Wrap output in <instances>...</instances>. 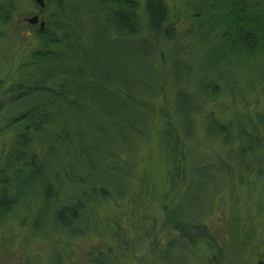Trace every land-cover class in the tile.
Segmentation results:
<instances>
[{"label":"trees","instance_id":"16d2710c","mask_svg":"<svg viewBox=\"0 0 264 264\" xmlns=\"http://www.w3.org/2000/svg\"><path fill=\"white\" fill-rule=\"evenodd\" d=\"M30 1V8L21 12L19 0H0V69L19 39L14 20L23 16L25 22L38 9L46 22L41 30L26 21L35 44L18 64L15 81L0 76V137L13 132L0 168V228L22 215L37 237L47 238L50 231L82 237L97 232L101 202L131 195L129 206L107 228L113 244L93 245L84 264H124L129 252L139 248L141 231L153 244H162L149 258L156 264H178L190 258L189 250L199 240L215 241L209 225L194 220L200 213L197 194L186 204V193L174 204L164 202L158 216L149 206L147 189L134 195L121 186L130 175L117 159L136 139L151 137L153 118L159 115L171 167L168 182L172 191L179 189L185 176L181 132L191 139L203 104L223 93L236 95L230 85L232 80L239 86L233 66L250 69L261 64L264 0H181L184 20L167 0H46L44 9ZM214 42L206 64L198 68L195 62V69H187L183 78L184 54ZM169 45L174 114L169 113L165 93L170 73L164 51ZM191 78L195 92L188 85ZM249 117L252 130L243 125L238 129V137L248 135L239 166L253 165L243 164L252 154L259 168L264 114ZM206 126L208 136L222 135L229 144V122L209 114ZM207 164L198 163L193 170L213 180L209 169H203ZM107 177L113 179V189ZM204 182L192 174L188 188L198 193ZM162 231L169 237L166 241L158 238ZM237 234L232 231L234 240ZM144 256L140 260L146 262ZM32 261L25 264H42L39 258ZM54 264L68 262L58 257ZM257 264H264V258Z\"/></svg>","mask_w":264,"mask_h":264},{"label":"rangeland","instance_id":"374dc122","mask_svg":"<svg viewBox=\"0 0 264 264\" xmlns=\"http://www.w3.org/2000/svg\"><path fill=\"white\" fill-rule=\"evenodd\" d=\"M167 1L172 12L179 19L184 20L181 0ZM19 2L21 12L30 8V0H19ZM36 14H40L43 19L44 15L38 9L27 18ZM22 17L16 18L13 22V26L18 28L19 39H16L12 49L6 54L0 69V76L8 77L12 82L15 81L18 64L35 44L34 32L26 26V21L24 22ZM184 23L185 21L182 22L181 28ZM216 42L198 46L191 53L184 54L186 66L182 67L183 78L188 74L187 69H195V62H198V68L206 64L207 54ZM165 49L168 51H164V63L167 64V72L170 73L165 93L166 98L171 102V106L168 107L169 113L174 114L172 109V99L175 94L172 85L174 72H170L174 58L169 51L170 45ZM260 62L258 67L250 69L233 66L234 76L237 75L239 79V86H234L232 80L230 85L236 90V95L223 93L215 101L203 104L195 116L196 131L191 139L187 140L186 133L181 132L185 146L182 155L185 176L178 190L172 191L168 182V172L171 167L162 146L161 128L164 121L161 116L156 115L153 118L149 139H136L132 148L122 151V159H117V164L127 167L130 175L128 180L122 181L124 183L121 186L134 195L147 189L150 197L149 206L152 210L154 208L158 216H161L164 202L174 204L173 202L181 201L183 194L186 193L187 197L183 198L186 204L187 200H195L197 194L196 209L200 213H195L194 220L208 224L215 241L199 240L189 250L192 251L190 258L182 259L178 264H257L264 258V165L261 164L264 163V149L260 155L262 160L259 165V168H262L260 172L252 154L245 156L243 164L253 165L249 168L239 166L242 162L240 148L247 145L248 135L237 136L238 129L242 125L247 128V132L252 130L248 123L249 116L257 118L258 114H264V55L260 58ZM188 85L191 92L196 91L195 78H191ZM157 101L160 102V99ZM209 114L223 123L231 124L229 144L224 143L222 135L217 138L208 136L206 125ZM261 131L264 148V125ZM12 134L13 132L10 131L0 137V168L4 166ZM221 159L226 164L221 165ZM208 162L211 165H203V169H209L208 172L214 176L213 180L210 179L209 174H203L201 170H193L198 163ZM209 166H213V171ZM192 174L197 175V179L202 177L205 180L203 188H200L198 193L192 186L188 188L187 181ZM107 178L113 189V179ZM129 197L132 196L120 199L116 195V199L101 202L98 206L97 232H90L78 238H71L59 231H50L52 234L47 238L43 235L37 237L28 228V221L23 222L22 215L9 219L0 228V264H25L27 260L30 262L34 258H39L42 264H54L58 257L68 264H84L86 254L93 245L108 247L113 244L112 234L107 228L111 227L114 220L121 215L128 205ZM234 230H238L236 240L231 235ZM164 231L158 235L161 241L169 238ZM140 234L139 248L137 246L129 252L124 264H156L149 258L155 255L156 250L161 249L162 244H153L152 238L148 239L143 231ZM151 246L155 251H152ZM142 256L147 257V263L141 261Z\"/></svg>","mask_w":264,"mask_h":264},{"label":"water","instance_id":"95a60500","mask_svg":"<svg viewBox=\"0 0 264 264\" xmlns=\"http://www.w3.org/2000/svg\"><path fill=\"white\" fill-rule=\"evenodd\" d=\"M35 2L40 6V8L44 9L47 6L46 0H35ZM28 23L32 25H39L41 30L45 29L46 22L41 19L40 14H36L34 16L28 17L25 19Z\"/></svg>","mask_w":264,"mask_h":264}]
</instances>
